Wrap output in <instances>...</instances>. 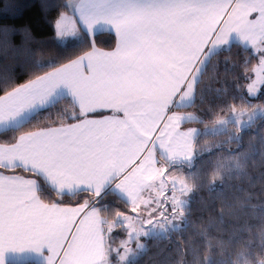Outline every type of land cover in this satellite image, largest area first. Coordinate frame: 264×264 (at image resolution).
Wrapping results in <instances>:
<instances>
[{"label": "snow or ice", "instance_id": "snow-or-ice-1", "mask_svg": "<svg viewBox=\"0 0 264 264\" xmlns=\"http://www.w3.org/2000/svg\"><path fill=\"white\" fill-rule=\"evenodd\" d=\"M121 2L129 5L134 16L142 15L138 25L131 24L121 33L115 25L105 27L98 23L90 29L85 24L92 51L0 95V134L19 131L41 113L56 108L62 98L73 101L77 109L68 117L75 122L65 123L62 110L54 123L6 136L9 142L0 144V264H7L8 255L25 253L44 260V264H54L53 255L60 264H105L104 233L110 234L111 230L104 228L107 222L98 210L110 187L128 196L136 214L135 220L117 216V223L126 221L136 226L137 202L146 208L154 205L153 215L160 211L161 229L179 227L175 221L187 223L182 211L187 200L181 198L190 191L186 180L171 178L169 183V178L159 177L160 187L171 194L156 192L152 181L157 176L150 170L158 161L153 154L144 158L149 145L153 146V152L157 151L177 124L194 119L173 116L156 139V133L160 132L157 120L163 124V119L157 103L150 98L155 85L150 82L145 58L154 50H166L169 41L178 38L172 23L175 6L172 0ZM218 15L211 17L213 23ZM247 16L255 17L250 21L254 26L260 23L264 27V0H253ZM55 29L59 38L79 43L78 30L68 15L59 14ZM102 29L111 31L118 40L117 47L110 52L94 46L95 35ZM6 33H19L25 41L32 38L27 27L0 26V35ZM178 102H185L178 100V94L171 101L164 100L165 114ZM198 132V129L177 131L171 150L165 148L169 158L189 159L187 153ZM49 185L58 198L46 203L41 197L49 191ZM149 188L155 195L140 200ZM85 193L93 198H81L74 203L63 199L67 194L83 197ZM146 234L137 226L133 232L137 237ZM57 247L65 253L64 259L56 255ZM130 251L125 248L122 259ZM43 253L50 255L45 257Z\"/></svg>", "mask_w": 264, "mask_h": 264}, {"label": "trees", "instance_id": "trees-1", "mask_svg": "<svg viewBox=\"0 0 264 264\" xmlns=\"http://www.w3.org/2000/svg\"><path fill=\"white\" fill-rule=\"evenodd\" d=\"M65 4L66 0H0V26L27 27L32 37L27 44L19 33L0 35V94L92 47L84 30L78 33L79 43L57 37L54 22L67 10ZM93 43L112 48L115 36L101 31ZM24 46L26 51L22 50ZM255 61L250 47L232 42L211 54L203 64L193 102L184 108L197 116L195 124L200 126L192 164L183 166L191 187L184 210L187 223L166 234L145 237L144 247L124 264H237L241 260L264 259V115L238 132L231 131L235 134L203 129L232 108L264 106V89L251 100L244 93L249 68ZM62 110L64 122H73L68 117L77 111L74 102L62 98L56 108L41 113L19 131L0 134V141L8 143L6 136L52 124ZM47 188L49 191L41 198L52 202L58 197L50 186ZM81 198L91 200L93 196L85 193L83 197H63L66 203ZM99 211L105 224H109L130 208L109 189ZM113 256L109 255L110 259Z\"/></svg>", "mask_w": 264, "mask_h": 264}, {"label": "crops", "instance_id": "crops-1", "mask_svg": "<svg viewBox=\"0 0 264 264\" xmlns=\"http://www.w3.org/2000/svg\"><path fill=\"white\" fill-rule=\"evenodd\" d=\"M74 2L75 0H69V8L61 13L68 15L72 19L78 30L77 36L80 30H84L85 24H87L90 29H93L98 23L105 27L115 25L117 30L123 33L126 27L131 24L138 25L139 21L143 18L142 15L134 16L129 5L121 2V0H91V2L83 5H77ZM252 4L253 0H220L219 4H217V0H172V5L175 6L173 9L174 15L172 17V23L176 29L178 38L170 40V46H168L166 50H154L145 58V63L148 65V71L150 74V82H154L155 85L150 93V98L157 103L160 118L163 119V124H160V120H157L160 132L156 133V139H159L160 135L165 131V126L173 116H193L194 119L185 120L182 124H177L176 129L173 130V133L169 134L164 145L157 151L153 152V146H148V153L145 154L144 158H147L148 154H153L158 161L157 164L153 165V169L150 170L157 176V179H153L152 181V185L155 187L156 192H163L164 195H168V191L164 192L160 187L158 178H173L174 172L179 170L181 164L189 163L194 159V141L198 134L192 142L191 151L187 153L190 157L189 159H177L173 161L169 158L168 152L165 151V148H168L169 151L171 150L170 145L174 143L175 133L177 131L188 132V130L191 129H198V131H200V126L195 124V121L198 119L197 116L192 111L184 108L190 106L193 102L195 84L201 71L200 66L201 63H205L206 61L204 56L210 52L221 49L232 42H238L245 46H249L252 42H260L264 39V27H262L260 23H257L254 26L250 21H254L255 17L247 16V12L251 10ZM137 11L140 12L142 10ZM217 13L219 15L216 18L215 23H213L211 17L217 16ZM58 19L59 15L56 20ZM221 20L223 21L222 23L220 22ZM101 31L109 30L102 29ZM221 37L223 38L221 39ZM117 43L118 40L115 37V44L112 48L94 46L101 51L110 52L117 47ZM90 51H92V47L43 73L15 85L7 91H12L14 88L27 84L37 76L52 72L56 68L66 65ZM5 92L0 95H3ZM177 94L178 100L185 102H178L176 106L172 107L171 111L165 114L163 101H171L177 96ZM36 129L37 128L28 129L25 131ZM23 132L24 131L20 132L18 135ZM4 143L6 142L0 141V144ZM154 144L155 140L153 141V145ZM141 151H143V149H141ZM109 189L113 190L128 204L129 208H131L127 195L115 188L110 187ZM154 195L155 192H153L152 188H149L148 192H145V194L140 197V200L150 199ZM188 197L189 195L187 194L181 198L186 199L188 203ZM161 198H163V196ZM153 207L154 205H149L146 208L143 204L137 202L135 211L138 215H142L143 218H147L151 221L156 222L159 221V219L162 220L159 210H157L154 215L152 214ZM160 207L166 208L167 206L161 205ZM129 213L136 215L133 213V210ZM99 216L103 218L100 211ZM177 219L179 220V216H177ZM107 225L108 224L104 225L105 229ZM104 238L105 249L103 259L106 263L110 255V241L107 231L104 233ZM55 253L56 255H59L61 259L65 258V253L60 252L59 247L55 249ZM43 255L47 257L50 254L43 253ZM24 261H34L36 263L44 264V260L33 256L30 253H25L23 256L15 254L7 256V263ZM53 261L54 264H60V261L56 259L55 255H53Z\"/></svg>", "mask_w": 264, "mask_h": 264}, {"label": "rangeland", "instance_id": "rangeland-1", "mask_svg": "<svg viewBox=\"0 0 264 264\" xmlns=\"http://www.w3.org/2000/svg\"><path fill=\"white\" fill-rule=\"evenodd\" d=\"M66 4L70 5L69 0H66ZM68 8L69 7H67V9ZM24 42L27 44L29 43L28 41H25V40ZM248 47H250V49L256 55V61L249 68L247 81L244 85L245 97L251 100V99L256 98L264 89V39L260 42H252ZM22 50L26 51L27 48H25L24 46L22 47ZM214 52L208 53L207 55L204 56V58L207 60L208 57ZM203 64L204 63H201L200 70H202L204 66ZM262 115H264V106L262 105H255L251 107H236V108H232L228 114H225L219 117L215 122L205 124V126H203V129L204 131H208L212 133L229 130L228 132L230 134L232 133L235 134V132H238L240 129L246 126H249L252 122H254L258 117ZM231 131H235V132H231ZM192 161L186 164H181L179 166V170L177 172H174L173 178L177 180H181V179L186 180L187 185L190 189V191L186 192L184 196L187 194L191 195V187L187 181L186 171L184 170L183 166L191 165ZM169 193L171 194L170 190L167 192V194L169 195ZM177 194L179 195V193ZM189 200H190V196L188 197V201ZM129 212H131V208ZM129 212H125L124 214H121V215L129 218V220H135L136 215H132V213H129ZM169 219L171 218L169 217ZM179 219H180V216H179ZM139 221H144V223L141 224ZM183 222L184 221L181 220L180 222L175 221L174 223L180 226L181 224H183ZM120 225H122L123 227L121 228ZM136 226L139 228H142L144 231L147 232V234L140 235L139 237L133 235V232L135 231ZM136 226L130 225L126 221H121L117 223V218L116 220L114 219L112 222H110L106 226V229L111 230L110 234H109V231H107V235L110 241L109 254L110 256L114 255L115 257L113 256L111 257V259L109 257V259H107L105 264H124L125 262L132 259L133 255L138 251V249L144 247L145 237L156 235L155 233L166 234L168 233L170 229L176 228L172 226H167L166 230L161 229L159 221L152 222L151 220L147 218H143L142 215H138ZM115 241H119V243ZM125 248L130 249L131 251L127 254L125 259H122L123 257H125ZM237 264H264V259L256 260L252 262L248 260H241Z\"/></svg>", "mask_w": 264, "mask_h": 264}]
</instances>
